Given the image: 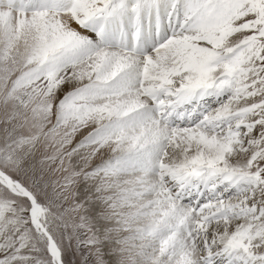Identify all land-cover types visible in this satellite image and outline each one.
<instances>
[{
  "label": "snow or ice",
  "instance_id": "snow-or-ice-1",
  "mask_svg": "<svg viewBox=\"0 0 264 264\" xmlns=\"http://www.w3.org/2000/svg\"><path fill=\"white\" fill-rule=\"evenodd\" d=\"M0 264H264V0H0Z\"/></svg>",
  "mask_w": 264,
  "mask_h": 264
}]
</instances>
